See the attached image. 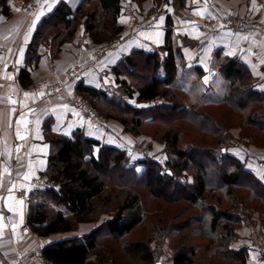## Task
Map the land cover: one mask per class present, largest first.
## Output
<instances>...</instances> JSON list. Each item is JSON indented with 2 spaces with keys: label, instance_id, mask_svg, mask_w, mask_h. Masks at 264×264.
Returning a JSON list of instances; mask_svg holds the SVG:
<instances>
[{
  "label": "trees",
  "instance_id": "1",
  "mask_svg": "<svg viewBox=\"0 0 264 264\" xmlns=\"http://www.w3.org/2000/svg\"><path fill=\"white\" fill-rule=\"evenodd\" d=\"M175 1L178 7L184 6V0ZM93 2L97 6L89 11ZM0 8L5 15H9L11 1L0 0ZM122 9L123 0H82L75 9L67 2H60L38 27L29 48V61L38 60L37 53L41 44L50 43L53 51H58L62 45L74 39L82 26L97 44L120 37L123 27L119 26L118 17L123 14ZM100 12L105 13L107 21H100ZM50 31L56 32L49 36L47 34ZM163 49L168 51L163 61L158 52L145 54L135 51L114 68L118 86L125 91L126 97H133L138 92L137 102L144 107H133L124 98L108 90L83 84H79L76 91L88 98L103 118L120 121L125 130L134 135H140L141 127L150 119L166 123L185 121L211 136L213 144L191 143L180 148V135L177 133L171 136L168 133L162 139L169 156L167 164L164 166L151 159H144L140 163L146 168L139 173L125 151L102 146L99 155L95 157L94 146L101 144L86 139L81 132L70 138L57 137L54 140L57 150L50 157L46 172L51 187L37 190V201L30 204L28 211L27 223L35 234L48 237L75 231L83 223L97 222L96 213L103 214L102 205L111 201L112 193L103 197L111 181H114V186L121 187L119 197L123 201L111 219L90 234L45 247L42 255L51 264H105L106 257L100 258V254L105 252L103 237L123 239L145 220L137 192V188L142 187L162 202H187L192 205L197 210L194 219L200 225L201 234L214 241L215 254L247 264L246 251L230 248L232 240L238 238L236 229L243 220L236 206L253 200L261 201L259 206H262L264 183L248 171L242 161L223 152L232 138L225 123L219 124L207 109L228 107L242 114L241 126L243 130H248L247 138L252 140L264 135V93L254 88L253 76L248 68L237 59L226 57L220 66V73L229 80L224 97L216 102L201 100L187 104L173 88L177 79V65L169 33ZM123 75L136 78L137 82L129 83L120 78ZM20 80L25 87L33 83L27 70L21 72ZM149 101H154L155 105L146 107ZM124 114L130 118L123 117ZM218 155L221 156V163L216 160ZM183 173L192 175L191 181L188 180L185 186L180 182ZM240 190L249 192L248 198L241 200L243 197L239 196ZM226 204L229 206L224 208ZM132 245L131 249L136 251L135 259L153 262L150 243ZM195 257L196 248L182 243L174 248L171 260L173 264H195ZM113 264L118 263L114 261Z\"/></svg>",
  "mask_w": 264,
  "mask_h": 264
},
{
  "label": "crops",
  "instance_id": "2",
  "mask_svg": "<svg viewBox=\"0 0 264 264\" xmlns=\"http://www.w3.org/2000/svg\"><path fill=\"white\" fill-rule=\"evenodd\" d=\"M62 1L75 9L82 0ZM130 1L141 20H150V25H136L121 14L118 24L123 31L117 48L97 57L95 52L105 44L95 43L82 27L58 51H53L50 43L41 44L36 61H29L30 45L42 20L55 10L60 0H41L39 9L30 15L15 9L5 15L0 9V132L3 134L0 140V259L4 260L0 264H51L42 255L45 247L88 235L108 220L83 223L75 231L48 237L38 236L29 227L28 211L30 204L37 201V190L51 187L46 172L50 157L57 150L54 143L57 137L70 138L81 132L86 139L101 144L94 146L95 157L102 146L125 151L139 173L146 168L140 163L144 159L164 166L169 160L165 145L147 133L134 135L120 121L102 116L100 124L92 123L82 110L69 103L79 84L102 90L118 86L114 68L135 51L158 52L163 61L168 55L163 48L169 33L177 65L173 88L190 98L183 99L185 103L216 102L224 97L229 80L220 73V66L226 57L235 58L248 68L254 88L264 93V33L241 31L224 23L229 16L258 15L262 20L264 0H184L183 7H178L175 0ZM212 21H218L219 28L208 29L206 25ZM71 68L82 70L70 82L67 72ZM23 70L29 72L33 81L28 87L20 80ZM160 73L163 77V67ZM120 78L131 83L125 75ZM54 83H66V89L50 95L39 90L40 86ZM137 98L138 92L124 99L133 107H144ZM145 123L150 125L155 121L150 119ZM18 132L23 139L18 137ZM142 148L148 150V156L142 154ZM224 150L242 161L264 183V148L240 146L232 141ZM36 179L42 184H36ZM236 232L238 238L232 240L230 248L246 251L247 264H264V257L253 249L249 229L239 226ZM169 264H173L172 260Z\"/></svg>",
  "mask_w": 264,
  "mask_h": 264
},
{
  "label": "rangeland",
  "instance_id": "3",
  "mask_svg": "<svg viewBox=\"0 0 264 264\" xmlns=\"http://www.w3.org/2000/svg\"><path fill=\"white\" fill-rule=\"evenodd\" d=\"M20 1L22 6H24L23 10H20L16 7H12L11 10L15 9L20 11L24 15H30L39 9V7L37 10H28L25 8V6L31 3L33 0ZM157 1L163 2L166 0ZM95 6H97V3L93 2L88 10H92L93 8H95ZM139 16L140 15H138V17ZM98 17L100 21H107V16L103 12H100L98 14ZM258 17L260 16H229L224 20V22L231 18H234L236 20H241L243 22L248 23V28H240L239 30L259 31L264 33V18H262L261 20ZM147 20H141V18L139 17L137 18L135 24H142V26H145ZM61 30H63V28ZM55 32L56 31H50L47 35L52 36ZM119 39L120 38L117 37L112 39L110 42H105L104 44L105 46H114L113 42L115 40L119 41ZM120 43L121 42L119 41V43L111 49L117 48ZM97 52L98 51H96L95 54ZM129 80L132 84L137 82L136 78H129ZM121 90L123 89L121 88ZM177 95L184 100H190V98L187 95L185 96L184 93H177ZM83 98L88 100L91 105L95 108V106L88 98ZM95 109L101 117L102 115L98 112L97 108ZM207 110H210L213 113L219 124L225 123V128L229 131V134L232 138L231 142L234 141V144L240 146L249 145L252 147L254 146L264 148L263 134L259 135V137L253 138L252 140L247 138L249 136L247 135L248 130H243V126H241L242 114H238L228 107L211 108ZM122 116L125 118L128 117L125 114ZM140 130L141 134L147 133L148 135L153 136L154 139L164 144L165 148L166 143L162 141V139H164L165 135L168 133L171 136L177 133L180 135V148H185L187 144L191 143L196 145H207L213 144L214 142L211 136L198 131L194 126L185 121H176L172 123L158 121L150 125L144 123ZM182 175L186 176V178L191 181L190 178H192V175H189L188 173H183ZM121 192V187H117L116 185L114 186V181H111L109 183V187L103 197H107L110 193H112L111 201L108 204L102 205L103 214H99V212L96 213L98 220L95 223H98L102 219H111L117 207L122 204L123 200L119 197L121 195ZM137 192L139 193L142 202L141 211L145 214V220L143 221L141 226H139L135 231H133V233L129 234L123 239L117 240L115 238H112L111 236L103 237L102 243L104 244L105 252H102L100 254L101 257H99H106L104 259L105 264H113L114 261H117L118 264H156L158 262H161L162 264H169L174 254V248H178V246L182 243L196 248L195 264H240L238 260L224 258L219 254H215L214 241L208 239L207 237L201 234L200 225L194 219V216L197 215V210L192 205L188 204L187 202H162L160 200H157L151 194V192L144 187L137 188ZM239 196L243 197L241 200H244L248 198L249 192H244V190H240ZM259 203H261V201L253 200L251 201V203H240L236 206L237 212L241 213V215L244 217L241 226H246L250 232L251 228L256 227H259L262 231H264V203L262 204V206H259ZM228 206L229 204H226L224 208H227ZM262 233L264 234V232ZM200 234L201 236H198ZM126 242H128L127 246H125ZM139 242L150 243V246L153 251L152 263H146L144 261L135 259L134 254L136 253V251L132 250L131 248L133 247L132 244ZM166 245L167 247H165ZM95 258L96 260L99 259L98 257Z\"/></svg>",
  "mask_w": 264,
  "mask_h": 264
},
{
  "label": "built area",
  "instance_id": "4",
  "mask_svg": "<svg viewBox=\"0 0 264 264\" xmlns=\"http://www.w3.org/2000/svg\"><path fill=\"white\" fill-rule=\"evenodd\" d=\"M10 1H11L12 7H16L20 10H23L24 6H22L20 0H10ZM40 2H41V0H33L31 3L27 4L25 6V8L28 10H33V9L37 10L38 7L40 6ZM122 10H123V14L135 24L139 14L136 12V9H135L133 2L128 0L127 2L123 3V9ZM224 23H225V25H227L229 27L231 26V27L238 29V30L240 28H248L247 22H243L241 20H236L234 18H231ZM149 25H150V20L146 21V23H145V26H149ZM206 26L208 29L216 30L217 28H219V23H218V21H212ZM119 41H120V39H119ZM119 41L115 40L113 42V45L115 46L116 44L119 43ZM114 46L103 47L101 50H99L96 53V56L97 57L100 56L102 53L107 52L108 50H110ZM81 70H82V68H71V69H69L67 72L68 81L71 82L81 72ZM1 74H2V66L0 65V76H1ZM65 89H66V83L45 84V85L39 87V90L43 91L45 94H48V95L63 92ZM107 90L111 94H114L118 97L126 98V94L124 93L123 90H121V88L119 86H115V87L110 86ZM69 103L71 105L77 107L79 110H82L92 123H94V124H100L101 123V117L97 113L96 109L91 105V103L88 100L84 99L83 96L78 91H74L71 94V97L69 99ZM147 105L149 107H153L155 105V102L149 101L147 103ZM2 138H3V134H2V132H0V140ZM141 151H142L143 155L148 156L149 152L147 149L142 148ZM216 160L220 163L221 162V156L218 155L216 157ZM35 182H36V184H42V181L40 179H36ZM180 182L182 183L183 186H185L188 183V179L186 178V176L182 175L180 177ZM242 218L244 219L243 216H242ZM262 232H264V231H262L259 227L251 228L250 238H251L253 249L260 256L264 257V234ZM165 247H167V245ZM156 260H157V257H156ZM0 262L3 263L4 260L1 258Z\"/></svg>",
  "mask_w": 264,
  "mask_h": 264
},
{
  "label": "snow or ice",
  "instance_id": "5",
  "mask_svg": "<svg viewBox=\"0 0 264 264\" xmlns=\"http://www.w3.org/2000/svg\"><path fill=\"white\" fill-rule=\"evenodd\" d=\"M60 2H62V0H60ZM49 7L51 8L52 7V5H49ZM162 19V18H161ZM143 35V34H142ZM159 35V34H158ZM26 96L28 95V94H25ZM17 135H18V137L20 138V139H23V137H21V136H19V132L17 133ZM25 179H27V177H25Z\"/></svg>",
  "mask_w": 264,
  "mask_h": 264
},
{
  "label": "water",
  "instance_id": "6",
  "mask_svg": "<svg viewBox=\"0 0 264 264\" xmlns=\"http://www.w3.org/2000/svg\"><path fill=\"white\" fill-rule=\"evenodd\" d=\"M223 152H225V150H223ZM156 264H162L161 262H158V263H156Z\"/></svg>",
  "mask_w": 264,
  "mask_h": 264
}]
</instances>
